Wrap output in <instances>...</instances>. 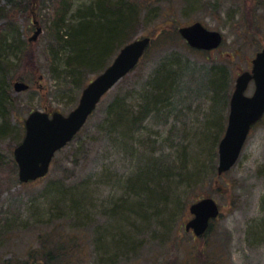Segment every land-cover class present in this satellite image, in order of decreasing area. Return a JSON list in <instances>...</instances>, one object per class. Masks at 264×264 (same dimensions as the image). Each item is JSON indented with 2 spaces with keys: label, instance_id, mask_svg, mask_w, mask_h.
<instances>
[{
  "label": "rangeland",
  "instance_id": "obj_1",
  "mask_svg": "<svg viewBox=\"0 0 264 264\" xmlns=\"http://www.w3.org/2000/svg\"><path fill=\"white\" fill-rule=\"evenodd\" d=\"M50 6L51 2L42 8L34 6L35 20L41 27L35 39L31 16L27 21L18 19L25 40L31 37L33 40L25 48L24 53L28 55L11 82L14 104L7 115L8 130L0 138V158L3 156L0 160V264H23L30 259L29 254L41 247L39 232L42 230L55 231L54 247L61 237V244L66 246L63 248L73 249L70 253L54 250L59 253L58 259H63L62 264H103L100 234L111 232L118 224L112 219V208H119L120 202L131 199L124 184L135 179L149 161L158 160L162 167L173 166L178 160L179 148L196 152L190 146L192 135L210 123L217 127L210 145L213 156L200 158L205 168L201 178L191 190L179 189V203L169 218L153 220L146 230L133 233L135 248L124 254L117 253L107 264H264V117L252 128L235 165L222 175L216 171L218 142L226 128L236 77L251 68L252 57L264 47V0L157 2L154 19L149 22L148 17L147 23H140L134 38L155 36L173 22H164L162 16L173 15L177 25L200 21L207 28L220 31L222 45L209 53H201L187 47L181 38L167 48L154 47L103 96L73 140L55 153L49 173L25 184L18 179L13 149L23 137L26 115L33 109L66 114L76 105L82 90L64 78H57L60 69L51 63L49 36L53 9ZM29 53L32 65H38L37 72L32 69ZM163 60L180 68L175 93L167 107L159 106L158 112L152 111L138 125L141 131L134 132L137 142L127 149L119 132L112 131L105 122L108 104L115 97L128 94V102L137 105L148 80ZM219 65L226 71L223 93L227 97H220L215 106L216 95L209 83L215 80ZM93 77L90 74L87 79ZM18 80L28 82L29 88L15 91L13 82ZM253 90L251 82L245 93L250 95ZM213 113L219 114L218 119ZM53 186L70 191L74 204L77 200L73 193L92 194L91 205L95 208L60 211L64 210V204H57L59 210H52L46 192ZM203 197L213 198L221 213L205 234L195 236L185 231L184 224L191 217L188 209L191 202ZM44 210L49 214H43ZM125 231L131 234L129 227Z\"/></svg>",
  "mask_w": 264,
  "mask_h": 264
},
{
  "label": "trees",
  "instance_id": "obj_2",
  "mask_svg": "<svg viewBox=\"0 0 264 264\" xmlns=\"http://www.w3.org/2000/svg\"><path fill=\"white\" fill-rule=\"evenodd\" d=\"M159 1L168 0H0V138L8 130L7 115L14 104L11 82L15 72L24 63L22 60L28 55L24 53L25 48L32 43L23 37L24 29L18 23L19 18L27 21L31 16L33 22L36 15L34 6L42 8L47 2H51L50 8L53 9L51 36H49L52 40L51 63L54 64L55 69H60L57 78L60 80L64 78L70 85L83 88L91 80L87 79L88 75L99 74L111 63L121 47L139 38H134L138 25L147 23L148 17L149 22L154 19V15L157 14L155 7ZM158 7L161 8L160 5ZM67 16L71 17L67 18ZM162 17L164 22H173L164 26L155 36L144 35L149 36L151 42L143 57L154 47L167 48L181 39L178 28L182 25L176 24L173 15ZM30 57L32 58V55L29 53L28 58L31 59ZM32 62L31 59V65ZM174 66L175 64H166L164 60L160 63L143 89L137 105L128 102V94L117 96L108 104L106 111L108 119L105 122H108V127L112 131L119 132L122 144L127 149L137 142L134 132L141 131L138 125L142 124L152 111L159 110V106L162 105L167 107V103L171 101L180 73V68ZM217 67L214 74L216 78L209 83L216 95L213 101L215 106L219 104L220 97L221 99L227 97L226 93H223L226 90L224 85L226 71L220 65ZM37 68L38 65H32L35 72ZM213 114L216 116V113ZM216 117L218 119L219 114ZM216 131V126L211 123L206 124L199 132L192 135L193 138L190 140V146H193L196 152L192 149L189 153L179 148L176 158L178 160L173 166L166 164L162 167L158 160L149 161L138 171L135 179L133 178L129 184H124L125 192L131 199L127 200V203L120 202L119 208H112V219L118 224L114 225L111 232L102 231L100 234L103 264L114 260L117 253L124 254L135 248L133 233L138 234L146 230L153 220L162 221L170 217L179 203V189L186 187V190H191L194 182L201 178L205 168L201 165L203 163L200 158H207L208 154H211L210 145L213 143ZM1 159L3 160V156ZM73 194H75L74 199L77 200L76 204L71 200L73 196L70 191L64 192L61 188L53 186L46 192L52 210L56 209L57 204H64L62 205L64 210L60 211L95 208L91 205L92 194L81 192ZM68 204L74 205L68 206ZM46 210L43 214H49ZM163 224L162 227L165 229L166 226ZM125 227L130 228L131 234L125 231ZM259 227L262 231V226ZM39 234L40 249L30 253V259L23 264H62L63 259H58L59 253L54 250L64 249L66 253H70L73 249L63 248L66 246L61 244V237H58L61 245L54 247L55 231L42 230ZM70 241H74V238L70 237ZM110 253L113 256H110Z\"/></svg>",
  "mask_w": 264,
  "mask_h": 264
},
{
  "label": "water",
  "instance_id": "obj_3",
  "mask_svg": "<svg viewBox=\"0 0 264 264\" xmlns=\"http://www.w3.org/2000/svg\"><path fill=\"white\" fill-rule=\"evenodd\" d=\"M40 32L37 25L33 39ZM178 32L191 48L197 50L216 49L223 38L221 32L208 29L201 22L182 26ZM149 44L150 37L145 36L121 47L112 62L82 89L76 106L67 115L57 111L49 115L34 110L26 116L24 137L13 150L20 182L36 180L47 174L55 152L77 134L102 96L136 66ZM251 62L252 69L237 76L230 97L227 126L218 143L219 175L235 164L251 127L264 114V48ZM250 81L254 83V91L246 95ZM28 87L23 81L13 83L17 92ZM189 212L193 217L185 224V229L192 228L196 235H201L208 228L209 221L218 216L219 208L213 198L205 197L190 204Z\"/></svg>",
  "mask_w": 264,
  "mask_h": 264
},
{
  "label": "bare ground",
  "instance_id": "obj_4",
  "mask_svg": "<svg viewBox=\"0 0 264 264\" xmlns=\"http://www.w3.org/2000/svg\"><path fill=\"white\" fill-rule=\"evenodd\" d=\"M71 16H67V18H70Z\"/></svg>",
  "mask_w": 264,
  "mask_h": 264
}]
</instances>
